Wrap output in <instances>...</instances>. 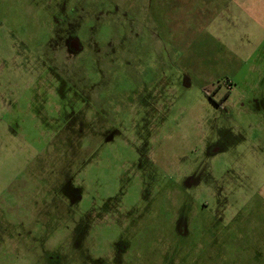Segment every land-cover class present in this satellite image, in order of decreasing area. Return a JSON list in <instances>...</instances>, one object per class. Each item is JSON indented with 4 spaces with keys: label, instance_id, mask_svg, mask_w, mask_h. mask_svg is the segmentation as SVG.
<instances>
[{
    "label": "rangeland",
    "instance_id": "obj_1",
    "mask_svg": "<svg viewBox=\"0 0 264 264\" xmlns=\"http://www.w3.org/2000/svg\"><path fill=\"white\" fill-rule=\"evenodd\" d=\"M0 264H264V0H0Z\"/></svg>",
    "mask_w": 264,
    "mask_h": 264
}]
</instances>
